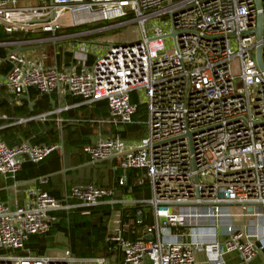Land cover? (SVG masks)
<instances>
[{
  "label": "built area",
  "instance_id": "built-area-1",
  "mask_svg": "<svg viewBox=\"0 0 264 264\" xmlns=\"http://www.w3.org/2000/svg\"><path fill=\"white\" fill-rule=\"evenodd\" d=\"M258 1L260 7L256 0H0V86L16 96L34 88L77 96L85 105L105 100L108 117L93 122L109 125L132 121L135 93L147 105L142 137L99 135L83 151L93 161L114 157L125 172L139 169L137 182H148L150 190L149 198L129 201L138 208L127 218L113 207L114 189L92 183L71 186L60 199L29 189L21 204L0 201V264H196L199 250L206 264H223L225 252L237 251L248 262L264 247L248 240H264V70L255 59L261 44L264 66V0ZM259 14L260 41L254 33ZM164 16L167 31L157 24ZM114 20L71 34L137 24L139 40L111 41L92 62L78 52L70 66H49L43 48L28 47L56 40L39 33ZM51 113L0 129L44 121ZM57 147L28 140L8 146L0 138V174H13L23 161L38 162ZM102 203L120 211L107 222V257L26 248L30 236L48 232L53 212L79 207L87 214ZM141 206L151 213L143 225ZM236 217L243 224H233ZM223 218L231 221L223 243L202 237L214 236ZM140 225V237H124Z\"/></svg>",
  "mask_w": 264,
  "mask_h": 264
},
{
  "label": "trees",
  "instance_id": "trees-1",
  "mask_svg": "<svg viewBox=\"0 0 264 264\" xmlns=\"http://www.w3.org/2000/svg\"><path fill=\"white\" fill-rule=\"evenodd\" d=\"M29 1H23L22 3H28ZM89 62H92L91 59ZM33 108L30 110L28 103L24 101L19 106H12L8 99L0 100V110L2 114L7 116L6 119H0V124L9 123L17 120L19 117H29L40 114L50 107L49 98L46 94H42ZM77 100L80 101L79 98ZM132 102V98H131ZM135 104V102H132ZM136 110L132 116V121L126 124L111 125L109 130L111 136H118L125 140H138L142 137L146 111L140 109L138 104ZM85 112L83 117L84 122L76 124V127L71 128L69 125L65 126L62 131V141L65 152L74 156L75 162L84 163L90 160V157L84 156L83 147L91 142L93 135L94 124L89 123V119H105L108 117V106L105 100H100L92 103L91 105H84ZM0 138L8 145L12 146L19 143L21 140H28L32 144H43L47 146L57 145L59 141L58 129L54 121L40 123L39 121H29L27 125L16 124L7 126L0 129ZM86 154V153H85ZM62 160V154L60 149L54 148L46 157L38 162L23 161L20 168L9 176V182L25 181L43 175L56 172L60 169ZM113 173L111 170L107 173L108 182H104L106 177L103 173H98L96 179H87L82 182L72 183L74 185H84L92 183L96 186L107 187L111 186L115 189L116 186L123 191L131 189L132 193L139 198L149 197V185L148 182L139 184L137 182L140 170L128 169L126 171V180L120 184L122 178L121 173L123 170L116 169ZM113 175L115 179H113ZM43 181L48 182V179ZM43 184V182H38ZM69 186V187H71ZM69 189V188H68ZM112 206L107 203L90 207L89 213H82L83 209L76 207L70 210H58L52 213L55 217V221L52 222L50 229L47 233L39 236L33 235L26 241L25 246L38 253H43L45 250V244L48 237L61 232L64 233L69 239L70 250L77 256L90 257L95 252L104 253L107 250L108 243L105 242V235L107 231L108 217L112 211ZM138 206L128 208L123 212V216L126 213L133 214ZM141 208L145 211L142 223L146 224L151 221L150 210L143 206ZM140 226H136L134 233H124V237L130 240H135L140 237ZM101 243V244H100Z\"/></svg>",
  "mask_w": 264,
  "mask_h": 264
},
{
  "label": "crops",
  "instance_id": "crops-1",
  "mask_svg": "<svg viewBox=\"0 0 264 264\" xmlns=\"http://www.w3.org/2000/svg\"><path fill=\"white\" fill-rule=\"evenodd\" d=\"M79 31H81V29H77V27H64V28L57 30L54 34L39 33L37 36H39L40 38L52 37L53 35H55L56 40H48L44 42L33 43L31 45H28V47L32 49H36L38 47L43 48L44 54H45L43 63L49 66H56V67L70 66V64L75 63L74 54H76L77 56H81L78 52L88 53V61L90 59L91 61H93L95 59V56L87 52L88 49L86 48V45L84 44V41L82 40L83 36L72 37L71 35ZM3 36H4L3 33L0 31V37H3ZM30 36L31 35H27V38H29ZM24 96H28V99ZM41 96L43 95L34 88H29L26 92H24V94L20 96H16L12 94L11 92H9L4 86H0V100L8 99L9 103L12 106H19L24 101H26L29 106V102L32 101L33 104L29 106L31 110L33 106L35 105L36 101L39 98H41ZM46 96H48L49 98L50 107L42 113H45V112H52V113L46 118V120L39 121V122L41 124L44 122H51V121L55 122V125L59 133V141L57 145H58V148L60 149L59 147L60 144L62 143L63 145V141H62L63 128L67 125L73 128V127H76V124L82 123L85 121L83 117V114L85 112V106H84L85 104L81 103L80 97L72 96L70 94H59L57 92H53L50 94H46ZM77 98H79L80 101L77 100ZM93 120L95 119L88 120L90 121L89 123L94 124V127H95L93 130V135L91 137V142L99 135L100 136L110 135L109 130L111 128V125L105 124V123L93 122ZM27 123L28 122L22 123V125L25 126L27 125ZM12 125H16V124H11L8 126H12ZM60 151L62 154V160L60 164V169L58 171H60L63 168H69V170L66 173H56L58 172L56 171L53 173H49L53 175L45 178V179H48L47 183L46 181H43L45 179H39L36 182H32V183H28L24 185H17L18 183L23 182V181H16V182L10 183L9 182L10 175L0 174V201H5V202L9 201L12 206L16 203L21 204L25 200L26 192L29 189H37L43 192H47L48 194L60 199L64 197L65 192L68 190V188H70L69 186H71L72 183H75L77 181L82 182L87 179L94 180L96 179V176L100 172L105 174L106 177L104 178V182L107 183L108 182L107 173L110 170L113 173H115L114 171L116 169L123 170L122 168L119 167L118 161L116 158H113L111 160H103L101 162H94L93 160L90 159L87 162L77 164L75 162L76 158L72 156L70 153L65 152L64 146H63V151L61 149ZM83 155L87 156V154L85 153ZM88 162H92V163L88 164ZM76 166H80V167L74 168ZM125 174L126 172L123 170V172L121 173L122 178H126ZM37 178H40V177H37ZM113 179H115L114 175H113ZM29 180H32V179H29ZM38 182H43V184L40 185L38 184ZM107 187L113 188L112 185L111 186L109 185ZM149 197H150V190H149ZM113 198L116 201V203L113 206L114 209L124 212L128 208L135 207V206L127 205L129 201L139 200L142 197L137 198L134 195V193H132L130 188L127 189L126 191H123L121 188H118L116 186V188L114 189ZM144 207L146 208V210L149 209V207L147 206H143V208ZM231 211L234 213H237L239 210L236 207H232ZM130 213H126L125 218H127ZM243 222L244 220L239 217L234 218L232 221L233 224L238 225V226L243 224ZM230 223L231 221H229L228 218H223L217 224V232L214 236L209 233H205L202 237L211 239L217 243H223L228 235ZM107 232H108V226H107L106 234ZM124 233H129V232H124ZM139 234L141 236V229H140ZM248 240L254 242L258 246L264 245V240H258L255 237H249ZM69 245L70 244H69L68 237L64 235V233L58 232L48 237V240L45 244L44 252L49 251L51 253H56L65 248L70 249ZM28 249L30 250V248ZM31 251L38 253L34 250H31ZM74 255L77 256L76 254ZM104 255H109L108 250H106ZM194 256H195L196 264H206L207 263L208 256L204 250L196 251ZM78 257H84V256H78ZM90 257H93V256H90ZM221 259H222L223 264H264V247L260 248L258 252L256 253V255L248 262L243 261L240 254L237 251L225 252L222 255ZM111 264H113V262Z\"/></svg>",
  "mask_w": 264,
  "mask_h": 264
},
{
  "label": "rangeland",
  "instance_id": "rangeland-1",
  "mask_svg": "<svg viewBox=\"0 0 264 264\" xmlns=\"http://www.w3.org/2000/svg\"><path fill=\"white\" fill-rule=\"evenodd\" d=\"M119 20L114 21H105V22H96L89 24L87 26H78L77 29L84 30V28H103L107 25L114 24ZM157 24L162 28V31H167L170 29V20L168 16H164L157 19ZM140 32L136 23H129L122 26H115L107 29H102L96 33L83 36L84 44L88 49L87 52L93 56L102 55L106 50L111 41H123V42H135L139 40ZM132 102L138 104L140 109H143L147 112V105L144 101L139 100L136 94H131ZM66 240V239H65ZM64 240V242H65ZM101 244V243H100ZM93 257H107L100 252H95Z\"/></svg>",
  "mask_w": 264,
  "mask_h": 264
},
{
  "label": "water",
  "instance_id": "water-1",
  "mask_svg": "<svg viewBox=\"0 0 264 264\" xmlns=\"http://www.w3.org/2000/svg\"><path fill=\"white\" fill-rule=\"evenodd\" d=\"M256 4H257L258 7H260V4H259V1H258V0H256ZM261 18H262V16H261V14H259V15H258V23H257V27H256V29L254 30V33L256 34V38H257L258 41H260V39H261ZM172 35H174V32H172ZM261 47H262L261 44H258V45L256 46V49H255V59H256V62H257V65H258L259 69H260L261 71H263V70H264V66H263V64H262L261 56H260ZM24 97H26V98L28 99V96H24ZM32 104H33V102L30 101V102H29V106H31ZM59 147H60V149L63 151V145H62V143L60 144ZM113 158H114V157H111V158H109V159H107V160H111V159H113ZM101 161H103V160H98V161H94V162H101ZM89 163H92V162H88V164H89ZM77 167H80V166H76V167H74V168H77ZM71 169H73V168H71ZM68 170H69V168H63V169H61L60 171H58V172H56V173H66ZM51 175H53V174H48V175L42 176V177H40V178H35V179H32V180L23 181V182L18 183L17 185H24V184H28V183H32V182H36V181L39 180V179H45V178H47V177H49V176H51ZM119 214H120V211H113V212H112V218H114V215H119ZM111 223H112V221H110V224H111Z\"/></svg>",
  "mask_w": 264,
  "mask_h": 264
}]
</instances>
